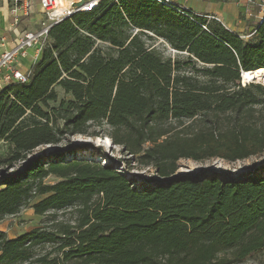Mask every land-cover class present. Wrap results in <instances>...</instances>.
Here are the masks:
<instances>
[{
    "label": "trees",
    "instance_id": "obj_1",
    "mask_svg": "<svg viewBox=\"0 0 264 264\" xmlns=\"http://www.w3.org/2000/svg\"><path fill=\"white\" fill-rule=\"evenodd\" d=\"M251 32L245 41L164 0H99L53 24L27 81L0 88V220L31 203L46 217L14 238L0 231V264H243L263 253L264 162L237 177L175 175L183 158L264 150V85L240 78L264 68V18ZM55 87L69 96L56 106ZM75 135H105L155 176L137 185L112 163L60 159L56 145ZM49 174L59 180L44 184ZM69 207L74 219L59 218Z\"/></svg>",
    "mask_w": 264,
    "mask_h": 264
},
{
    "label": "rangeland",
    "instance_id": "obj_2",
    "mask_svg": "<svg viewBox=\"0 0 264 264\" xmlns=\"http://www.w3.org/2000/svg\"><path fill=\"white\" fill-rule=\"evenodd\" d=\"M243 39L249 41L252 39V32L250 30H245L243 32ZM160 50L163 51L165 55H174L175 51L171 50L167 45L160 44V41L154 43ZM248 83H258L264 85L261 82L251 81ZM243 83L241 80V84ZM55 90L58 94L57 102H49L50 105L56 106L58 102L64 98L68 99V95H64L63 91L59 87H55ZM98 130V126H93L91 130ZM107 140H109L108 144ZM81 143H91L93 148L87 149H78L74 153H71V146ZM57 147L62 148L65 153L60 158L62 160L69 159H85L89 161H97L98 163L104 165L105 163H112L113 167L119 172L125 173L128 177H133L137 180V185L142 183V179H149L155 176V171L152 167L142 166L136 161L133 160V157L123 153L119 145H114L109 138L105 135L100 137H94L90 135H75L68 137L59 142ZM8 142L0 140V157H4L7 153ZM101 147V149H100ZM39 149H45L46 151H51V146L40 147ZM129 159V162H127ZM261 162H264V150L253 156H249L245 159L235 160V161H226L221 158H210L200 161H194L191 159H180L177 162V170L175 175H199L220 173V175H226L228 177H237L241 173L252 169L253 167L259 165ZM260 175H264V171L260 172ZM59 179L53 175L49 174L43 179L44 184H53ZM47 194H41L36 197L35 200H38ZM76 213L75 207H69L65 210L58 212V217L61 219L73 220ZM46 217L35 215L30 206H27L21 210L15 216H7L0 220V229L6 231L7 236H14L17 233H22L30 230L31 228L41 225L42 221ZM243 264H264V252L260 253L254 259L248 260Z\"/></svg>",
    "mask_w": 264,
    "mask_h": 264
},
{
    "label": "crops",
    "instance_id": "obj_3",
    "mask_svg": "<svg viewBox=\"0 0 264 264\" xmlns=\"http://www.w3.org/2000/svg\"><path fill=\"white\" fill-rule=\"evenodd\" d=\"M197 15H207L220 21L227 29L243 36L245 30L252 31L264 18V0H167ZM29 13L13 12V0H0V54L9 51L25 31H36L44 19L39 0H28ZM18 18L17 22H14ZM47 37L37 40L32 46L15 56L12 65L23 73H29L31 66L40 58ZM6 84V83H5ZM32 208V203L29 204ZM0 231L6 234L4 229ZM20 233H17L18 235ZM14 236H7L14 238Z\"/></svg>",
    "mask_w": 264,
    "mask_h": 264
},
{
    "label": "built area",
    "instance_id": "obj_4",
    "mask_svg": "<svg viewBox=\"0 0 264 264\" xmlns=\"http://www.w3.org/2000/svg\"><path fill=\"white\" fill-rule=\"evenodd\" d=\"M98 1L39 0V4L44 13V19L40 23V28L36 31H25L12 49L0 54V88L13 81H27L28 73H23L12 65L17 54L23 53L25 49L32 46L37 40L47 37V33L53 24L58 23L76 12L89 11ZM13 2L12 10L15 17L19 10H22L25 14L29 13L28 0H13ZM17 20L18 18H15L14 22H17ZM10 170L12 169L10 168Z\"/></svg>",
    "mask_w": 264,
    "mask_h": 264
},
{
    "label": "bare ground",
    "instance_id": "obj_5",
    "mask_svg": "<svg viewBox=\"0 0 264 264\" xmlns=\"http://www.w3.org/2000/svg\"><path fill=\"white\" fill-rule=\"evenodd\" d=\"M79 2H83L84 0H77ZM243 76H242V82L243 83H248L251 81H255V82H261L264 83V68H258L252 71H249L247 73H244L245 71H242ZM109 140H107L108 144Z\"/></svg>",
    "mask_w": 264,
    "mask_h": 264
},
{
    "label": "water",
    "instance_id": "obj_6",
    "mask_svg": "<svg viewBox=\"0 0 264 264\" xmlns=\"http://www.w3.org/2000/svg\"><path fill=\"white\" fill-rule=\"evenodd\" d=\"M247 72H249V71H245L244 73H247ZM242 73H243V72H241V74H240V78H241V80H242V76H243Z\"/></svg>",
    "mask_w": 264,
    "mask_h": 264
}]
</instances>
